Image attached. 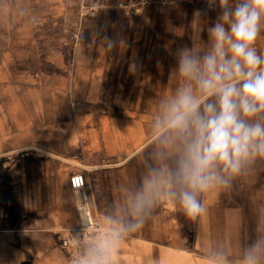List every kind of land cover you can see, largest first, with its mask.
<instances>
[{"label":"crops","instance_id":"0c3cea01","mask_svg":"<svg viewBox=\"0 0 264 264\" xmlns=\"http://www.w3.org/2000/svg\"><path fill=\"white\" fill-rule=\"evenodd\" d=\"M82 5H95L96 15L81 16ZM218 11L185 0H0V197L10 201L0 220L17 253L11 258L70 264L61 242L80 222L74 172L84 173L103 224L121 217L140 180L159 99L175 87L171 53L206 43L201 29ZM256 46L264 50V32ZM203 202L206 213L193 221L161 200L155 218L121 239L112 260L209 264L222 250L241 264L244 248L264 232V161Z\"/></svg>","mask_w":264,"mask_h":264},{"label":"clouds","instance_id":"9594fccd","mask_svg":"<svg viewBox=\"0 0 264 264\" xmlns=\"http://www.w3.org/2000/svg\"><path fill=\"white\" fill-rule=\"evenodd\" d=\"M219 10L208 40L171 54L172 91L159 99L143 150L142 172L127 193L121 217L109 216L106 234L86 244L76 264H115L112 250L155 218L161 200L195 221L204 194L248 179L264 161V0H205ZM34 19V18H33ZM258 231L260 229L258 228ZM209 264H231L214 250ZM241 264H264V232L244 248Z\"/></svg>","mask_w":264,"mask_h":264},{"label":"built area","instance_id":"2783aa9c","mask_svg":"<svg viewBox=\"0 0 264 264\" xmlns=\"http://www.w3.org/2000/svg\"><path fill=\"white\" fill-rule=\"evenodd\" d=\"M194 6L207 7L205 0H185ZM142 1L125 5L128 12L139 9ZM97 7L95 5H82L80 8L81 16H95ZM71 187L75 190L78 199V211L80 222L75 227L66 229L62 238V247L67 253L70 264H76L82 248L100 235L106 234L109 227L102 223L101 219L94 215L87 181L84 173L74 172L70 176Z\"/></svg>","mask_w":264,"mask_h":264},{"label":"rangeland","instance_id":"374dc122","mask_svg":"<svg viewBox=\"0 0 264 264\" xmlns=\"http://www.w3.org/2000/svg\"><path fill=\"white\" fill-rule=\"evenodd\" d=\"M243 185V181L240 182ZM10 207L9 197L5 196L4 199L0 197V208ZM9 228L3 226V222L0 220V264H20L18 258H11L12 253L9 247L6 246L4 239L10 234L7 231Z\"/></svg>","mask_w":264,"mask_h":264},{"label":"bare ground","instance_id":"6f19581e","mask_svg":"<svg viewBox=\"0 0 264 264\" xmlns=\"http://www.w3.org/2000/svg\"><path fill=\"white\" fill-rule=\"evenodd\" d=\"M37 121V120H36ZM91 202V201H90Z\"/></svg>","mask_w":264,"mask_h":264}]
</instances>
